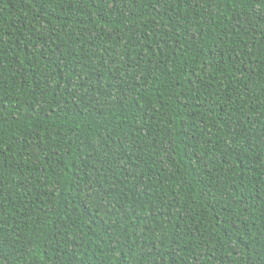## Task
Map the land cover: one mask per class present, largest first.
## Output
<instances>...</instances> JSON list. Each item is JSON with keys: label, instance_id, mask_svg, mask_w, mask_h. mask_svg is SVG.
Masks as SVG:
<instances>
[{"label": "trees", "instance_id": "1", "mask_svg": "<svg viewBox=\"0 0 264 264\" xmlns=\"http://www.w3.org/2000/svg\"><path fill=\"white\" fill-rule=\"evenodd\" d=\"M0 264H264V0H0Z\"/></svg>", "mask_w": 264, "mask_h": 264}]
</instances>
